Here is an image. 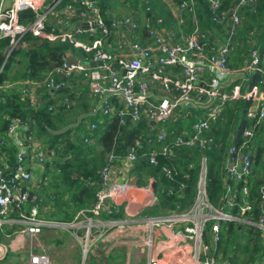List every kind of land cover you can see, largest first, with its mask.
<instances>
[{"label": "built area", "instance_id": "1", "mask_svg": "<svg viewBox=\"0 0 264 264\" xmlns=\"http://www.w3.org/2000/svg\"><path fill=\"white\" fill-rule=\"evenodd\" d=\"M50 1L14 0L9 6L1 4L0 40L9 39L12 52L26 47L23 39L32 34L41 40L69 43L91 54L92 58L80 59L77 65H69L68 58L44 81H36L38 85L55 95L64 87L56 76L84 75L98 99L93 115L117 116L122 125L128 121L135 125L143 121L155 123L152 131L158 132L155 139L158 147L148 155L149 163L154 167L159 166L160 158L173 157L176 149H207L213 141L209 133L212 134L218 123L226 121L228 108L245 102L249 105L246 118L250 127L245 129L246 140L239 148H228L225 169L228 176L238 181L251 175V154L242 151L251 148L248 143L264 126V54L259 41L264 33V22L263 27L256 25L257 28L247 36L250 47L242 64L234 66L232 55L236 47L234 39L244 27L245 7L255 8L257 0H237L230 9L224 8L225 0H167L177 32L168 29L163 18L140 21L134 14H129L107 20L101 15L97 0ZM199 1H205L212 13L208 27L197 14ZM30 11L36 14L35 21L30 25L22 24L20 15ZM147 12H150L149 8ZM93 62H103V66L87 69L86 65ZM38 101H31L34 109H39ZM64 104L70 109L68 99ZM193 116L196 121L191 134L185 138L183 132L184 136L169 141L164 124L181 118L189 120ZM91 129L95 130L96 125ZM8 139L10 146L17 150L16 164L10 166L8 158L0 153V231L4 232L17 222L20 227L10 244L0 243V262L10 252L23 251L27 240L38 238L44 229L74 231L86 260L96 246L94 239L98 237L99 240L104 230L111 227L123 233L130 226L137 227L133 231L138 238V248L147 255L146 264H232L219 255L223 224L240 219L250 223L244 215L252 210V206L245 204L240 208V216L234 215L236 196L229 184L225 185L226 195L221 204L213 206L210 203L205 158L198 194L189 211L142 217L143 212L158 205L156 195L151 194V199L141 206L137 200L129 198L131 190L136 188L113 181L123 178L124 170L132 172L137 149L132 148L124 158L113 152L100 173L102 186L96 194V202L79 211L72 222L64 223L42 218L39 205L30 210L27 206L31 194L29 185L37 183L35 174L44 173L47 164L65 159H59L57 148H46L35 131L19 120L11 123ZM4 144L0 143V148ZM229 162L233 165L231 169L227 167ZM122 164L127 168H122ZM115 170L116 179L113 178ZM163 172L168 179H173L168 167H164ZM40 183L38 181L36 188ZM146 190L151 191V188ZM244 194H248L246 188ZM261 200L264 210V186ZM121 213L126 214L125 220L112 218ZM15 214L18 219L13 218ZM105 215L111 221L104 220ZM256 226L264 231V216ZM164 228L172 233L168 235L169 240L162 239ZM81 229H84L83 237L77 233ZM95 229L98 230L96 234ZM28 255L25 264H54L46 252L31 250ZM254 264H264V251Z\"/></svg>", "mask_w": 264, "mask_h": 264}, {"label": "trees", "instance_id": "2", "mask_svg": "<svg viewBox=\"0 0 264 264\" xmlns=\"http://www.w3.org/2000/svg\"><path fill=\"white\" fill-rule=\"evenodd\" d=\"M236 1L225 0L224 8L230 9ZM52 2L53 0L50 1ZM97 2L101 15L107 20L114 16L121 17L119 9L125 8L137 18L143 14L146 19L152 21L163 18L168 29L178 31L167 0H97ZM147 8L150 12H147ZM197 14L208 27L212 13L205 1H199ZM245 17L243 30L234 39L236 44L232 55L234 66L242 64L244 56L247 55V52L243 54L240 50L246 48L247 36L256 25L263 27L264 0H257L255 8L245 7ZM35 19L36 14L32 11L20 15V22L25 25L32 24ZM185 31L189 32L188 29ZM23 40L27 46L11 53H9V39L0 40V141L8 143L9 127L12 122L19 120L27 123L35 131L37 138L46 148H57L59 159H65L63 163L56 161L47 164V168H52L47 173L49 181L40 186L43 195L39 198L43 197L44 205L54 210L51 219L70 223L79 211L91 207L96 202V194L102 186L100 173L108 165L109 155L114 152L124 158L132 148L137 149V160L132 174L139 178L138 185L143 186L142 180L145 177H154L157 182L159 204L153 212L162 215L187 212L195 203L202 160L205 158L207 160L206 190L210 203L219 206L226 195L225 185L229 184L236 196L234 215L240 216L241 206L245 204L252 206V210L244 215L250 223L240 219L237 222L223 224L219 250L232 264L256 262L264 251V231L256 226L264 216L261 200V188L264 186V126L248 143L251 148L242 151L244 154L248 152L251 154L253 162L251 175L238 181L228 176L225 169L228 148L231 146L239 148L246 140L244 131L250 127V121L246 118L249 106L247 103L239 102L228 108L226 121L214 127L211 135L213 141L207 149L186 147L176 149L173 157L160 158L159 166L154 167L150 165L148 155L153 148L158 147L155 144L158 132L152 131L153 137H151L149 126L151 124L146 121L138 125L128 121L122 125L117 116L108 119L109 117L102 114L93 115L95 104L92 103L91 106L90 101L78 96L80 91L74 92L77 90L73 91L74 88L69 85L73 84L77 87L83 82L87 83L88 87L84 88V94L88 96L91 92L94 96L90 83L84 75L73 74L65 79L56 76L57 81L64 85L63 89L55 95L42 91L39 109L32 108L30 99L24 98L17 89L6 90L4 86L7 82L14 83L28 79L44 81L54 68L64 64L69 53L81 60L85 57L92 58L91 54L69 43L41 40L33 37L32 34H27ZM259 41L261 52L264 54V33ZM65 99L70 103L78 100L81 103L78 102L79 105L67 109L64 104ZM59 102L61 104L56 107ZM51 108L54 109L50 110ZM80 112L89 115L78 120ZM85 118L89 124L88 129L81 125V121ZM102 118L105 120L103 124H101ZM195 121L196 116H193L189 120L181 118L164 124L169 141L176 139L184 131L188 134L184 136L187 138L192 132L191 126ZM92 125H96L95 130L91 129ZM75 126L76 128H73ZM105 127L106 131L102 133ZM0 150L8 152L13 166L17 150L14 147L0 148ZM164 167L172 171V180L165 176ZM245 188L248 191L247 195L244 194ZM169 190L173 191L171 195L168 193ZM29 204L34 205L35 202ZM10 231L12 230L0 231V239L7 238L12 234ZM242 258L246 260L242 261Z\"/></svg>", "mask_w": 264, "mask_h": 264}, {"label": "crops", "instance_id": "3", "mask_svg": "<svg viewBox=\"0 0 264 264\" xmlns=\"http://www.w3.org/2000/svg\"><path fill=\"white\" fill-rule=\"evenodd\" d=\"M138 19L140 21H144L146 19V16L143 14ZM74 58H76V57H74ZM76 59H78V61L80 60L79 58H76ZM5 84L6 85L4 87H5L6 90L17 89L20 93H22V96L23 95L27 96L28 99H30L31 101L38 99L39 100L38 101V105L41 107V93H42V91H45V90L43 89V86L42 85H38L36 81L28 79V80H22V81H18V82H14V83L7 82ZM69 85H70L71 88H74L73 91L77 90V91H74V92L80 91V92H78V96L80 95V97H83L87 101H90L91 106H92V103H93V105L97 103L98 99L95 96H93L91 94V92H89L88 96H86L84 94V92H85L84 88L88 87L87 83L83 82V84H80L77 87L75 85H73V84H69ZM91 95L93 97H91ZM31 101H30V104H31ZM78 102H79V104L81 103L80 100L72 101L70 109L72 107L74 108L75 106L79 105ZM82 109H84V107H82ZM90 110H91V108H90ZM87 115H89V114H86L84 112H80L78 117H77V119L80 120V119H82L83 117H85ZM108 119H112V118L109 117ZM104 121H105L104 118H102L101 124H103ZM75 125H76V123H75ZM81 125H84V127H86V129H88L89 124H88V121L86 120V118L81 121ZM152 125H153V123H152ZM152 125H149L150 126V136L151 137H153V133H151L152 132ZM192 126H191V128H192ZM73 128H76V126L73 127ZM105 131H106V127L102 130V133H104ZM184 132L186 133V135H188L186 131H184ZM184 135L185 134L182 133L179 137H182ZM210 135H212V134L209 133V136ZM2 142H4V141H0V143H2ZM10 147L11 146L9 144V139H8V143H5L4 145H1V148H10ZM0 153H2L3 155H5L8 158V164L10 166H12L11 163H10L11 159H10V156H9L8 152L0 150ZM3 161L7 163V160L4 159V158H3ZM60 162L63 163L64 161H60ZM15 164H16V161H15ZM122 168L126 169L127 167H126L125 164H122ZM50 169H52V168H46L45 172L42 173V174H40V173H36L35 174L36 182L37 183H38V181L41 182L40 186H41V184H47L48 183L49 174L47 175V173H49ZM114 173H115V175L113 176V178L116 179L117 171L115 170ZM124 173H125V176H123V178H120V179H117V180H113V181L119 182V183H128L130 185L129 182L132 181L131 179L132 178H137L136 184L134 186L130 185L132 187V189L136 188L134 190L135 193L131 194V192H132V190H131V192L129 194V198L130 199L133 198V201L137 200L138 204L141 205V206L145 205L151 199V194L156 195V197L158 199V196H157V182H156L154 177H145L142 180L143 186L141 187V186L138 185V182L140 181L139 178L137 176L133 175L132 172L130 173V170H124ZM36 184L35 185H33V184L29 185V189L31 190V193L34 194V197H33L32 201L30 203H34L35 202V204L34 205H30L29 204L27 206V210H30L35 205H39L40 206V213H41V217L42 218H45V219H48V220H57V219H51L50 218V216L52 215L54 210L52 208H50V206L44 205L45 201H44L43 197L39 198L41 195H43V193H42L40 187L36 188ZM148 187L151 188V191L146 190V188H148ZM170 191H172V190H169L168 193ZM188 191L189 190H187V192ZM158 204H159V200H158ZM156 206L150 208L149 211L150 210L154 211ZM146 211H148V210H146ZM160 215H162V214H158V216H160ZM13 218L14 219H18V215L15 214L13 216ZM112 218L122 221V220H125L127 217H126L125 213H121L119 216H113ZM139 218H141V217H139ZM110 219L111 218L107 217L106 215L104 216V220L111 221ZM19 227H20V224L17 222V223L14 224L13 227L9 226L6 230H10V229L17 230ZM134 228L137 229V227H130L129 226L127 228V230L125 232H123V233H121L120 230L115 229V228H111V227H108L106 230H104L103 231V236L99 240H98V237H96L94 239V241H97V243H96L95 248L91 249V251L89 253V255L92 253V261L89 262L88 264H102L103 262L102 263H100V262L103 261V257H102L103 250L105 251V255H107L106 258H108L109 255L112 254V253H115L117 251H124L125 250L127 252V256H128V263L127 264H130V262L132 260L131 251L134 250V249H136L137 251L139 250L138 252L140 253V254L137 253L135 264H142V262L144 264H146L147 263V255L142 253L140 251V249L138 248V246H137L138 238H137V236L135 235V233L133 231ZM142 231L145 232L144 228H143ZM163 231L165 233H164V236H162V239L163 240H169L168 239L169 238L168 235L169 236L172 235L171 231L169 229H166V228H164ZM80 232H82L83 235H84V229H81V230L77 231L79 236H81ZM96 233H98V230L95 229L94 230V234H96ZM83 235L81 237H83ZM54 236L56 238H53ZM70 236L75 238L74 237V231L65 230V229H56V230L44 229L42 234L38 237L39 238V242H37L35 244L33 249L36 250V252H46V253H48L50 255L52 261L54 262V264H80V263L85 264V262L87 261L88 258L86 260L83 259V251H82L81 245L77 241L74 242L73 245L71 244L70 246L67 244ZM25 248H27L26 247V243H25ZM17 253H21V252H17ZM17 253H16V255H19ZM13 254H15V252L14 253L10 252L8 257L5 258V260L1 261L0 263L1 264H24L28 260V258L26 259V258H23V257H21V259H18L16 256L12 257L13 259H18V260L21 261V263H16L13 259L9 260L10 255H13ZM26 254L28 255V253H26ZM143 254L146 255V256H144ZM89 255H88V257H89ZM28 257H29V255H28Z\"/></svg>", "mask_w": 264, "mask_h": 264}, {"label": "rangeland", "instance_id": "4", "mask_svg": "<svg viewBox=\"0 0 264 264\" xmlns=\"http://www.w3.org/2000/svg\"><path fill=\"white\" fill-rule=\"evenodd\" d=\"M12 2H13V0H0V6H1V4H3L4 6H9L10 4H12ZM46 6V5H45ZM130 13L125 9V8H120L119 9V15H121V17H124V16H128ZM52 20V19H51ZM258 27V26H257ZM256 27V28H257ZM256 32H257V30H256ZM26 42L24 41V44H25ZM249 47H250V43H249V39H248V41H247V43H246V48H240V50L242 51V53L244 54L245 52H247V50L249 49ZM22 48V47H21ZM16 50V49H15ZM14 51V50H13ZM9 53H10V50H9ZM248 119V118H247ZM134 178H132L131 180H133ZM132 193H135V191L133 190L132 192H131V194ZM134 210H136V207H134ZM147 216H158V214L157 213H155V212H153V211H145V212H143L142 213V217H147ZM12 231H10V232H12V234H10V238H2V239H0V243H3V244H5V245H8V244H10L11 243V240H12V238L14 237V235H15V229H11ZM80 235L82 236L83 235V233L82 232H80ZM53 238H56L55 236L53 237ZM37 242H39V238H36V239H32V240H27V242H26V247L28 248H24V250L23 251H20L21 253H17V252H15V254H13V255H10V258H9V260H11V259H13L12 257H17L18 259H21V257H23V258H28V255L26 254V253H28L29 254V252L31 251V250H34L33 248H34V246H35V244L37 243ZM74 242H76V239L75 238H73V237H69V240H68V242H67V244L70 246L71 244L73 245L74 244ZM34 244V245H33ZM36 251V250H35ZM139 251V250H138ZM136 249H134V250H132L131 251V254H132V260H131V262H130V264H135V261H136V257H137V253H139ZM16 253L17 254H19V255H16ZM101 253V252H100ZM103 254H102V257H103V261H101L100 263H102V264H127L128 263V256H127V252L124 250V251H117V252H115V253H112V254H110L109 255V257L108 258H106V256L107 255H105V251L103 250V252H102ZM142 253H144V251L142 252ZM48 254V253H47ZM140 254V253H139ZM145 254V253H144ZM143 254V255H144ZM49 255V254H48ZM219 255L222 257V258H225L224 256H223V254L221 253V251L219 250ZM50 256V255H49ZM144 256H146V255H144ZM18 259H13L16 263H21V261L20 260H18ZM243 260H246L245 258H242V261ZM92 261V253L89 255V257H88V259H87V261L85 262V264H88L89 262H91ZM241 262V261H240ZM25 264V263H24ZM80 264H82V263H80ZM142 264H144L143 262H142Z\"/></svg>", "mask_w": 264, "mask_h": 264}, {"label": "water", "instance_id": "5", "mask_svg": "<svg viewBox=\"0 0 264 264\" xmlns=\"http://www.w3.org/2000/svg\"><path fill=\"white\" fill-rule=\"evenodd\" d=\"M85 27L87 28V25H85ZM11 53V52H10ZM68 64L69 65H77V64H79V61H78V59H76V58H74L73 57V55L71 54V53H69L68 54ZM101 66H103V62H98V63H91L90 65H86V68L87 69H91V68H97V67H101ZM59 78H61V79H64L65 77H64V75H60L59 76ZM153 125H155V123H153ZM232 163H228L227 164V167L229 168V169H231L232 168ZM136 182H137V178H134L131 182H129L130 183V185H132V186H134L135 184H136ZM155 189V188H154ZM189 190V189H188ZM33 197H34V194L33 193H31L30 194V199H29V201L31 202L32 201V199H33Z\"/></svg>", "mask_w": 264, "mask_h": 264}]
</instances>
